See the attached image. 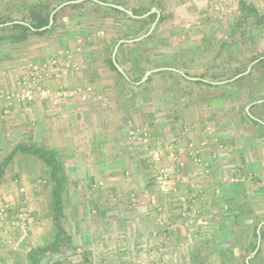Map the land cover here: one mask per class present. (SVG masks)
Masks as SVG:
<instances>
[{
  "label": "rangeland",
  "instance_id": "1",
  "mask_svg": "<svg viewBox=\"0 0 264 264\" xmlns=\"http://www.w3.org/2000/svg\"><path fill=\"white\" fill-rule=\"evenodd\" d=\"M36 1L0 0V16L28 17L27 7ZM149 1L124 4L132 11ZM155 1L165 20L152 40L122 50V64L137 75L155 66L172 68L179 55L180 71L202 76L215 61L219 41L229 35L237 13L234 2L217 0L227 1L222 4L227 15L209 3L203 19L190 22L183 13L198 9L197 2L177 15L180 0ZM132 34V21L82 5L66 10L46 35L0 44V65H41L65 51L66 68L72 71L70 85L45 88L63 100L43 102L45 117L31 110L39 103H18L10 110L4 94L11 89L0 78V163L20 142L55 148L65 163L69 241L41 264H243L255 251L247 252L254 227L264 222V131L243 119L249 105L264 104L254 101L262 89L264 70L256 65L263 57L252 66V75L232 82V88L180 85L170 74H155L139 94L123 89L109 63L119 41L133 40L128 38ZM195 46L204 50L194 51ZM259 55H264V30L228 44L216 65L222 75L234 78ZM21 85L11 86L10 94ZM57 107H62L58 116ZM254 113L264 119V105ZM52 124L58 132L50 129ZM52 189L43 161L19 154L11 162L0 182V264H30L31 250L54 241ZM118 223L136 224L137 230L124 233ZM262 230L255 264H264V225L261 236Z\"/></svg>",
  "mask_w": 264,
  "mask_h": 264
},
{
  "label": "trees",
  "instance_id": "2",
  "mask_svg": "<svg viewBox=\"0 0 264 264\" xmlns=\"http://www.w3.org/2000/svg\"><path fill=\"white\" fill-rule=\"evenodd\" d=\"M50 0H37L35 3L31 4L27 7V9L30 11L28 17L24 18H16L11 16L9 12L4 13L2 16H0V24H7L8 22H14V21H23L28 22L30 24L29 26L22 25V24H13L11 26H5L0 28V44H6V43H19L22 41L27 40L30 36H43L51 32L53 29H55L59 24V19L62 16V14L70 9V8H77L81 7L82 5H88L89 8L96 9L102 11L106 16L114 17L116 19H128L132 21L133 23V34L131 36H128L130 39L138 38L144 34H146L151 25L154 23L155 19L157 18V14L149 15L142 19H135L131 16H129L127 13L113 7L101 5L100 3H97L95 1L89 0L87 2H83V4H73L68 5L64 8H62L60 11H58L54 16V24L51 28L47 29L46 31H40L41 28L46 27L49 25L50 22V15L53 12V10L61 5L64 2L71 1V0H55L53 3L49 2ZM103 3L107 4H115L119 6L126 7L124 4L125 0H98ZM150 4H140L138 6L132 7L131 10L136 16H142L146 13L150 12L152 9L157 8L161 12V17L159 20V23L157 24L156 28L165 20V16L163 15V10L160 7L158 3H156L155 0L149 1ZM157 4V6H154L153 4ZM127 8V7H126ZM35 29V30H32ZM264 30V10L257 7L253 3H251L249 0H240L239 6H238V12L235 15V20L233 25L230 28L229 35L227 39L220 40V50L216 52V58H220L223 54V51L225 47L228 44H237L239 42L244 41L245 39H249L250 37L254 36L256 33ZM154 36V33L151 34L148 38H146L143 41L136 42L134 44L129 43H123L119 50H118V56L116 57V60L120 66L123 67L124 71L126 72L129 79H126L124 75H122L116 68L114 62L112 59H110V67L115 70L118 75L123 80V89L129 90V89H135L134 92L139 93L145 90L148 85L151 83L152 76L155 74H170L172 79H177L178 84L183 85L186 84H194L200 87H203L204 89H210L215 91H221L224 88H232L235 83H228L224 85H214L212 82H220L224 80L232 79V77H227L225 74L222 75V70L220 68V65H216V58L213 63V65L210 67V69L206 70V73L202 76L196 77L197 80H189L185 76L174 72V71H161L152 74L144 83L137 84L140 82L143 77L145 76L146 72L148 70H142L139 74L135 75L132 73L130 67H126L121 62V52L125 47H131V46H138L146 41L152 40ZM208 39H205L204 42ZM197 48V46L192 47ZM204 47H199L197 49H200V52H202ZM113 49V48H112ZM196 51L195 49H193ZM185 51V50H183ZM182 51V52H183ZM180 54V53H179ZM199 54V53H196ZM179 56V55H177ZM177 56H174V61L170 65V67L180 69V66L177 64V61L179 60ZM264 57V55H259L255 57L252 61H255L259 58ZM176 62V63H175ZM257 66H262L264 70V59L259 61L257 63ZM161 66H155L154 68H160ZM253 67L250 74L247 76L242 77L240 80H243L247 78L248 76H251L254 72L255 68ZM247 69H239L236 71L233 77L245 72ZM214 72L212 78H208L207 75ZM186 76L192 78L193 76L190 74V72L187 69H183ZM221 72V74L219 73ZM217 74V75H216ZM262 89L260 92V96L256 98L254 101L264 99V78L262 80ZM262 94V95H261ZM221 96H217L216 98H221ZM253 101V102H254ZM264 104H257L254 105L251 108V113L258 119H262L260 116H256L254 113V110L260 106H263ZM243 119L245 122H248L251 126L255 128H260L264 131V125L260 123L259 121L252 119L246 111L243 112ZM264 120V119H262ZM19 154H27L32 155L39 160L43 161L44 164L50 169V177L53 183V189H52V196H53V220H54V226H55V236L54 241L49 244L46 247H40L34 250H31L29 253V260L30 264H41L42 260L46 258L49 254H57L61 247L67 244L69 241L68 233L65 229L64 225V219H65V203H64V194L66 192L67 188V174H66V168L65 163L63 161L61 153L55 149V148H43L38 147L35 144L21 142L19 145H17L10 154L0 163V182L3 180L4 175L6 174L7 170L9 169V166L11 162L14 160V158ZM237 217V216H236ZM258 225L254 227V233L251 237V241L247 243V252L251 253L257 248V230ZM262 237H263V230H262ZM247 253V255H248ZM260 251L257 252L256 256L253 260H251V264H255V260L259 256ZM243 264H247L244 262Z\"/></svg>",
  "mask_w": 264,
  "mask_h": 264
},
{
  "label": "crops",
  "instance_id": "3",
  "mask_svg": "<svg viewBox=\"0 0 264 264\" xmlns=\"http://www.w3.org/2000/svg\"><path fill=\"white\" fill-rule=\"evenodd\" d=\"M204 1H206V3ZM249 1L251 3H253L254 5H256L257 7H259V8L261 6L260 4H262L261 0H249ZM194 2H197L196 5L198 6V9H195L194 11H192L190 13L185 11L183 13L185 21H190V22L191 21L192 22H197L198 21L199 22L200 20H202L203 19L202 17L207 12V7L206 6L209 3L211 5V7L215 6L217 11L220 10V7H222L221 12H223L224 15H227L229 13V9H227L226 7H224L222 5L224 2H227V1H224V2L220 1L218 3L217 0L216 1L213 0V2L210 1V0H195V1H192V0H180V3H178V4L180 6V10L181 11H180V13H178L179 10H177V15L181 14L182 10L185 7H188L186 9H189V8H191V6H195ZM231 2H234V4L232 5V9L234 8V10L236 12H238V6H239L240 0H236V2H235V0H231L230 3L227 2L225 4H231ZM200 7H202V8L204 7V8L200 9ZM179 19H180V15H179V17L177 16V21H179ZM47 51H49V50L47 49ZM44 53H47V52L45 50H42V54H44ZM58 53L59 54H56V55H59V57L54 56V57H51L49 59H46L45 61H41L42 62L41 65H43V68H42L41 72L39 74H37V75L31 74L32 71H31V67L30 66L34 65L33 63H35V62L24 63V64L23 63H19V65L16 62H12L11 64L3 62V65H0L1 66V68H0L1 81L3 82V84H5L6 88L8 87L9 89H11V92L8 91L10 93H12V87H15V85L17 83L22 84L25 80L29 79L30 77H32V79L35 80L34 89H35L37 94L40 91H43V90L46 91L45 88L49 89V87H52L53 89H55L58 84H61V82H64L65 86L66 85H70L71 82L68 81L69 79H67V77H70V73L72 71H70V69L66 68L67 60H69V58H68L69 56H68L67 52H65V51L63 52V54H61L60 51ZM64 65H65V68L63 67ZM101 66L103 67V65H101ZM13 67H14V69H11ZM102 71H106V74L108 72L104 68L102 69ZM47 80L49 81V83L47 82V86L48 87L46 86V83H45V81H47ZM14 90H16V89H14ZM10 93L4 94V95H6L5 100L10 102L9 104H11V106H10L11 108L9 107L10 110L14 109L15 105H18V103H22V104H25V105H32V104L39 103V106L35 105V109H31L33 111L34 115L38 116V117H41V116L45 117L46 116V114H44V112H43V107L41 105L43 102L50 100V101L57 102L56 104H59V102L63 101L61 98L57 99L55 97V94L53 95L51 93V91H50V93H49V91H47V97L46 98H42V97H40L38 95L37 99L34 102H32V103L21 102V101H19L17 99V96H16L17 94L14 95V94H10ZM51 99H53V100H51ZM65 99H67V98H65ZM68 108L71 109L72 107H68ZM61 110H62V107H57L56 111H55L56 112L55 115L58 116V111H61ZM22 111L24 112L25 110H22ZM23 112H22V115L24 114ZM12 116H13V114H12ZM15 116L16 117L20 116V112H17V115H15ZM52 117H53V115H52ZM56 128L57 127L54 128L53 124H52V126H50V129H52L53 131L55 130V131L58 132L59 129L58 128L56 129ZM20 143H18L17 145H19ZM135 226H136V224L134 226H132V225H127L126 223H124V224L123 223H120V224L118 223V230L123 231L125 233L126 229H133V228L136 229ZM110 261L111 260H105L106 263L110 262Z\"/></svg>",
  "mask_w": 264,
  "mask_h": 264
},
{
  "label": "water",
  "instance_id": "4",
  "mask_svg": "<svg viewBox=\"0 0 264 264\" xmlns=\"http://www.w3.org/2000/svg\"><path fill=\"white\" fill-rule=\"evenodd\" d=\"M85 1H87V0H73V1H68V2H66V3L61 4L60 6H58V7H57V8L51 13V15H50V22H49V25L46 26V27L41 28L40 31H46L47 29H49V28H51V27L53 26V24H54V16H55V14H56L58 11H60L62 8L66 7V6H68V5L79 4V3H82V2H85ZM92 1H95V2H97V3H100L101 5H105V6H109V7L117 8V9H119V10H121V11L127 13L129 16H131V17H133V18H135V19H142V18H145V17H147V16H149V15L157 14V18H156L155 22L153 23V25L151 26V28H150V30L148 31V33H146L145 35H143V36H141V37H138V38H136V39H133V40H121V41H119V43L116 45V47H115V49H114V53H113V62H114V64H115L117 70H118L122 75H124V76L126 77V79H129L128 76H127V74H126V72H125L124 69L122 68V66H120V64H118V62H117V60H116V56H117L118 50H119L120 46H121L123 43H136V42H140V41H143V40H145L146 38H148V37L153 33L154 29L156 28L157 24L159 23V20H160V17H161V12H160L159 10H152V11L146 13V14L143 15V16H135V15L132 13V11L127 10V9H126L125 7H123V6H119V5H115V4H107V3L100 2V1H98V0H92ZM12 24H22V25H26V26H29V27H30V24H28V23H25V22H22V21H15V22H13V23L2 24V25H0V28H1V27H5V26H10V25H12ZM32 30H35V29L32 28ZM262 59H264V57H263ZM256 62H258V60L255 61V62H253V63L248 67V69H247L244 73H241V74L237 75L236 77H234V78H232V79H230V80L220 81V82H212V84H214V85H224V84H228V83L235 82V81L239 80L240 78H242V77H244V76H247V75L251 72V70H252V66H253ZM166 70L177 72V73H179V74L185 76V77H186L187 79H189V80H197V78H190V77L186 76V74H185L184 72H182V71H180V70H178V69H175V68H158V69H154V70H150V71H148V72L145 74V76L143 77V79H142L140 82H138L137 84L140 85V84L144 83V82L149 78V76L152 75V74H154V73L161 72V71H166ZM256 103H264V100L257 101ZM253 104H255V103H253ZM253 104L249 105V106L246 108V113H247L252 119L257 120V121H259L260 123H262V124L264 125V122H263L262 120L257 119L256 117H254V116L251 114V112H250V108H251V106H252ZM263 225H264V222L261 223V224L258 226V229H257V233H258V245H257V248L255 249V251L253 252V254L247 258V262H246L247 264H251L250 260H251V259L257 254V252H258V250H259V248H260V243H261V239H262V236H261V229H262V226H263Z\"/></svg>",
  "mask_w": 264,
  "mask_h": 264
},
{
  "label": "built area",
  "instance_id": "5",
  "mask_svg": "<svg viewBox=\"0 0 264 264\" xmlns=\"http://www.w3.org/2000/svg\"><path fill=\"white\" fill-rule=\"evenodd\" d=\"M31 74L37 75L41 72L43 65L34 64L31 65ZM23 85L20 87L18 93H17V99L21 102L25 103H32L37 99V96L39 95L42 98L47 97V91H40L38 94L36 93L34 87H35V80L30 77L29 79L25 80ZM92 89L88 88V92H90Z\"/></svg>",
  "mask_w": 264,
  "mask_h": 264
}]
</instances>
